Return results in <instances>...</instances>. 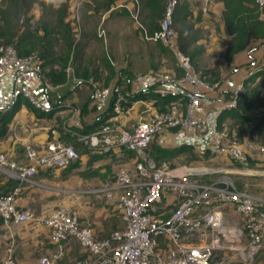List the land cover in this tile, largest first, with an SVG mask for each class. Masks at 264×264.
<instances>
[{
    "label": "built area",
    "instance_id": "built-area-1",
    "mask_svg": "<svg viewBox=\"0 0 264 264\" xmlns=\"http://www.w3.org/2000/svg\"><path fill=\"white\" fill-rule=\"evenodd\" d=\"M180 1L166 0L162 19L153 32L139 26L145 39L160 40L170 48L178 59L182 74L148 70L132 79L129 91H121L118 86L113 91L107 86L94 87L92 105L98 113L110 107L108 116L87 132H76L63 124L64 130L74 133L92 152L127 150L133 153L131 163L120 161L115 165L112 179L88 190L97 196H111L114 192L120 213V224L116 228L98 236L92 227L80 223L77 208L62 201L42 215L18 205L22 185L34 184L39 168H65L81 158L75 144L64 141L56 128L50 129L51 137L41 147L30 141L24 143L27 161H15L0 148V174L17 181L8 192L0 193L3 224L9 231L14 224L35 223L47 229L51 241L57 245L54 252L40 256L35 264H61L71 239L84 247L89 257L67 264H231L229 250L246 259L264 246V194L236 185L227 173L231 169L169 168L166 159L157 160L151 154L156 133L178 128L194 135L192 145L199 152L208 149L214 155L244 163L252 153L264 156V144H242L225 130H220L216 123L210 128L209 143L206 145L202 140L207 122L198 114L201 94L214 90L218 82L202 79L190 58L177 46L173 14ZM255 2L259 7L264 6V0ZM119 6L125 5L120 3ZM138 14L139 9L134 8L132 15L136 20ZM104 32L100 29L99 34ZM42 62L36 52L19 54L13 44H0V76L11 72L20 81L15 98L22 93L35 106L47 111L50 105L41 102L31 87L36 84L44 89ZM148 80L182 87L181 91L157 87L153 92L161 97L183 92L187 102L182 104L179 96L160 108L151 97L131 99L129 95L142 90L140 85ZM45 84V88L51 87L48 82ZM240 90L241 85L234 90L226 108L236 106ZM137 105L138 117L130 120L126 116ZM72 120L77 124L76 116ZM217 172L221 174L210 177ZM226 211L241 217L240 226L227 222ZM15 263L10 245L0 258V264Z\"/></svg>",
    "mask_w": 264,
    "mask_h": 264
},
{
    "label": "rangeland",
    "instance_id": "rangeland-1",
    "mask_svg": "<svg viewBox=\"0 0 264 264\" xmlns=\"http://www.w3.org/2000/svg\"><path fill=\"white\" fill-rule=\"evenodd\" d=\"M39 1L40 0H35L30 9V11H34V14H32L30 11V14H28L30 15L31 26L37 30L42 31L41 33H43V21H49L50 25H54L57 16V8L65 4L67 14V12L69 11L68 6L70 4L69 0H47L44 6V4L39 3ZM124 1L125 2L122 1L121 3L125 5V8H127L126 4L127 2H129L130 10L128 9V14H121V18H118L117 23L108 21V23L110 24H106L105 21V23L103 22L102 24H100V18L93 17L86 19L83 26V20L81 18H73V21L75 22L73 24V27L77 26V28L73 29L74 40L78 45H81L83 42L87 43V47L84 48V64L89 71H92L91 73H89V78L79 79L81 80L79 82L83 83V85L93 83L91 86L92 90L94 87L107 86L113 91L116 85L117 75L121 71L123 80L126 78L127 74L131 76V79H134L137 75L154 69L160 70L164 73H172L176 75L177 73L181 74L178 59L170 50V48L160 40L153 41L145 39L141 32L142 29L139 26V24H141L149 32V29L151 27L158 24L162 19L166 1L163 6L162 12L151 10L152 13L149 17V24L144 21V16L148 12V10L146 9L142 12L143 16L141 14L143 4L142 0ZM186 1H188V9L191 12L187 17H183L181 21H173V28L177 31V35L178 29L184 30L188 28V31H191L190 33L194 34V36H197V40L193 44V47H198L199 49H201V52L197 55V59L195 62L198 69H195L196 72L199 75L204 72L207 75L208 79L213 78L212 76H215L216 72H218V75H220L222 70L223 72H227L231 68L232 64L230 63V61H227L225 57V51L223 48H221L223 37L217 33V30L214 32V30L216 29V25L218 24V18L211 9V6L216 2V0ZM53 2L57 4L55 7L53 6ZM3 6L4 0H0V8H2ZM51 8L53 11L51 10ZM99 8H104L103 3L101 5V2H97L96 10H98ZM134 8L139 9L137 20L132 15V11H134ZM73 9L76 10V12L78 11L77 6ZM41 13L42 16H39ZM198 17H202L200 21H198ZM23 19L24 17H22L20 22H22ZM109 20L112 19L109 18ZM69 22L71 21L69 20ZM98 27H105L107 34H102L101 37H99L97 33ZM80 28L81 30H79ZM120 29H123L124 32L118 33ZM159 41L162 43V46L164 48H161L157 44V42ZM108 63L114 68L113 75H110V71L107 67ZM73 64L74 61H71V63L69 64L71 68H69L67 71V78L68 81L70 80V82L72 81L73 77ZM259 68H254V70L252 69V71H257ZM124 86V82H122L121 85H118L119 88H123ZM255 101H258L259 103L257 105L258 111H255V113H261L262 110V112H264V94L261 95V98L259 97ZM75 112V110H70L65 114V116L61 114L64 119L60 122L56 120H50L48 122V130L44 142L50 139L51 128H56L58 130V128L62 127L64 123L69 124L71 121H73L72 119H74L75 117ZM162 132L163 130L156 133V135L153 137L152 144L156 137ZM263 134L264 132L262 130H259L255 134L257 136L253 139H250V141H245L244 139L239 138L237 139L242 144H245L247 142H251L253 144H264ZM152 144L151 153L153 151ZM78 151L81 155L84 154L83 149L79 148ZM252 160L253 159H251L250 157H247L248 162L244 163L236 161L230 157L215 156L210 152L202 153V155H197L191 148V150H187L182 154H176L172 157L167 158L166 165L169 168L203 166L206 167L208 171H211V169L216 167H225L227 169H231L230 172L228 171L227 173L228 176H230V179H232L236 185L248 188L256 194H264V158H257V160L254 159L253 161ZM118 163L119 162L113 160L111 164L112 174L115 165ZM125 163L129 162L125 161ZM92 169L93 166L88 164V160H86V162H82L79 159L77 169H75L74 173L70 175V178L65 181L59 179L57 181L47 179L39 181L38 179V181L42 183V186L40 187L41 190L39 189L37 191L45 193L42 194V196L48 199V206L39 209V211L34 209L35 213L37 212L38 215H42L52 207H54L59 200L65 199L68 201V199L73 197L70 190L75 189V187L84 189L91 188L100 184L101 180L98 179L97 176H89L85 173L86 171ZM61 174H63L62 171ZM219 174L221 173L217 172L214 174H210V177H217ZM79 196V199H81V203L85 207L92 205L100 207L104 204L110 205V213L113 217H117V221H103L107 234L109 233V231L116 228L120 224V213L116 207L115 198L109 199L110 195L101 198V196L98 197L97 195H94V193L79 194ZM226 219L228 220L227 222L231 225L240 226L241 224V217L231 211H226ZM80 223L82 225H87L90 227L92 226L91 222H89V224H86L83 221H80ZM0 234V255H2L4 249L6 250L8 246L12 245L13 254L16 259L15 264H35L40 256L52 253L57 249V245L54 244L49 237L48 230L32 222L14 224L9 231L8 229L6 231L0 229ZM229 255L232 258V263L230 262L231 264H264V246L259 248L251 258L248 257L246 259H241V257H239L237 253L231 250H229ZM86 257H89L88 251L74 239H71L69 241V244H67L66 246L65 255L61 258L60 263L67 264L72 260L82 259Z\"/></svg>",
    "mask_w": 264,
    "mask_h": 264
},
{
    "label": "crops",
    "instance_id": "crops-1",
    "mask_svg": "<svg viewBox=\"0 0 264 264\" xmlns=\"http://www.w3.org/2000/svg\"><path fill=\"white\" fill-rule=\"evenodd\" d=\"M103 2L105 0H102ZM97 0H69V11L67 12L65 16L66 21H71L70 24L72 26V29L77 28V26L73 27V24L75 23L73 21V18L82 19L83 20V26L86 19L89 18H100V24L103 22L106 24L108 21H113L114 23H117L118 18H121V14L124 15L125 13H129V2H127L125 8L124 6H119V4L124 0H116L115 3L111 4L108 8H97ZM166 0H162V5L164 6ZM142 11L141 14L143 16V11L148 10L146 15L144 16V21L149 24L150 23V15L152 7L150 6V0H142ZM57 4L53 2V6L55 7ZM78 8V11L74 10L73 8ZM80 6V7H78ZM82 7V10H81ZM224 8L223 0H216V2L211 6V9L215 13L216 17L218 18V24L216 25L217 33L220 34L222 38V44L221 48L224 49L226 47L227 40L229 38L228 34L225 31L224 22L222 19V10ZM150 11V12H149ZM32 14H34V11H30ZM30 14V13H29ZM35 16V15H34ZM42 16V13L39 15ZM261 17H264V12L261 14ZM111 18L112 20H109ZM202 17H198V21L201 20ZM72 19V20H71ZM100 29H104V34L106 35V28L104 27H98L97 33L98 36L101 37ZM81 30V28L79 29ZM213 30V29H212ZM40 31V30H39ZM42 31H40L41 33ZM123 29H120L118 33H123ZM74 43L76 44L77 42ZM86 42H83L81 46L83 47V53L80 59V63L75 62L74 58L70 59L69 64L71 61H74L73 64V77L72 81H68V78L65 82L60 83L56 87L52 88L50 87L49 90L44 91L43 88H41V85L31 84L32 91L34 95L41 100V102L48 104L51 100L50 95L53 96L52 98H60L61 103L63 106H61L60 109H57L53 112L51 116H37L34 112H32L25 104L21 103L18 107V109L13 114L12 118L10 119L8 123V131L4 137H0V148L4 150L8 156L19 162L27 161L25 157V151H24V143L26 141L32 142L34 145L41 147L43 143H45V137L48 130V122L50 120H56V121H63L65 114L69 112L70 110H75V116L77 124H74L73 121H71L68 125L71 127V130L80 131V129L84 128L86 124L93 122L95 119V116L97 115L98 111H96L93 107V100H92V84H85L79 83V79L76 77V70L78 72H81L85 67L84 61H85V52L84 48L87 47ZM232 64L231 68L227 72L221 71L219 75L218 85L215 87L212 91H205L201 94V101L198 105V114L203 117L206 122L207 126L205 130L202 132V140L207 145L209 143L210 139V128L214 123H216L218 115L226 109L225 104L232 98V94L234 90L241 85V90H247L248 93L256 92L257 96L254 98L253 105L251 107L252 113L255 117H261L263 116L264 112L261 111L258 113H255V111H258V101L259 97L261 98V95L264 94V70H260L262 72L257 73V71H252L254 68H263L264 69V40H255L249 43L248 47L238 53H236L232 60L230 61ZM79 66V67H78ZM71 68V66H69ZM68 71V70H67ZM257 73V74H256ZM123 76V75H122ZM76 81H74V80ZM249 79V80H248ZM247 80V82H246ZM18 83L20 81L15 77L14 74L7 73L2 76H0V111H5L7 108L11 105V103L15 100L14 93H17L18 90ZM246 83V84H245ZM167 87V88H177L173 85H170L168 83H157L154 80H148L147 82H144L140 85V88L143 89H155L157 87ZM178 90H182V87L179 86L177 88ZM262 91V93H261ZM55 95V96H54ZM138 105L134 106L128 115L126 116L130 120H136L138 117ZM63 116H62V115ZM68 117V116H67ZM222 126L223 130L228 129L229 126L235 125L234 119L227 116L222 120ZM252 123V121H248L246 126H249ZM50 126V125H49ZM59 127V126H58ZM259 130H262L264 132V128L260 126L259 128L255 129L254 131V137ZM59 136L62 137L63 134L66 132L68 134H71L72 132L68 130H64L63 126L58 128ZM71 132V133H70ZM264 136V134H263ZM194 135L190 131H185L178 128H167L164 129L161 134H159L156 139L154 140L153 144L160 145L162 147H173V146H179L182 144L189 145L190 148L197 154L206 153L197 151L193 145ZM245 141H250L249 138L245 135L244 138ZM70 142V141H69ZM74 143V141H72ZM75 143H78V145H81L84 147L87 151H83V155H81L80 160L82 162H86L88 160V164L93 166L92 170H88L85 173L89 176H97L98 179L101 180L100 184L103 183L106 180L112 179V171L111 168L109 170H106V165L110 163L111 157H98V158H92V154L94 152L90 151L83 143L75 139ZM90 151V152H89ZM120 151V150H119ZM122 151V150H121ZM187 151V150H186ZM186 151L180 152L179 154H182ZM207 152H210L209 150ZM211 153V152H210ZM95 154H98L95 153ZM251 158H254L257 160V158H264V156L259 157V153H252L250 154ZM220 157H227L223 155H215ZM78 161V160H77ZM129 163H131V157H129L127 160H125ZM76 162V161H75ZM128 163V164H129ZM65 168H58V169H52L51 171H48L47 168H39L37 171V174L35 176L34 184H23L20 190V193L17 197V203L21 208L32 210L34 213V209L39 211L41 208H45V206H48V199L41 193V191H37L42 186L39 181L40 180H54L57 181L62 180L65 181L70 178V175L74 173V170L77 169L76 167L70 168L69 170H66ZM66 170V171H65ZM61 171L63 174H61ZM1 175V174H0ZM64 175V176H63ZM7 179L5 175H1L0 177V187L3 185H6L3 180ZM39 179V181H38ZM98 184V185H100ZM97 185V186H98ZM95 187V186H93ZM91 188H76L71 189V194L73 197L70 199L65 200L61 199L58 202H64L70 207H75L78 209L79 212V218L80 221H83L86 224H89L91 222L92 228L94 229L96 235L98 236H104L107 234L106 229L104 227V222L106 221H117V217H113L110 213L111 207L108 204H104L100 207H97L96 205L92 206H84L81 203V199L79 194H85L89 193L92 194V192H88ZM1 190V189H0ZM41 190V189H40ZM114 195V192H112ZM95 195V194H94ZM111 195L109 199H113L114 196ZM105 195L101 196L104 197ZM99 197V196H98ZM57 202V203H58ZM56 203V204H57ZM55 204V205H56ZM110 207V208H109ZM37 214V212H36ZM104 221V222H103ZM0 229L7 230L5 225L3 224V220L0 217ZM1 236V234H0ZM5 253V249L0 255L2 257Z\"/></svg>",
    "mask_w": 264,
    "mask_h": 264
},
{
    "label": "trees",
    "instance_id": "trees-1",
    "mask_svg": "<svg viewBox=\"0 0 264 264\" xmlns=\"http://www.w3.org/2000/svg\"><path fill=\"white\" fill-rule=\"evenodd\" d=\"M34 1L35 0H4V6L0 8V44H13L19 54L36 52L43 60L42 74L44 78V91H48L49 88H45L46 82L54 88L67 80L69 61L74 58L75 62L80 63L83 47L74 43L72 26L69 21L65 20V4L57 8V16L54 25H50L49 21H43V33H40L39 30L33 28L30 24V15L28 13ZM46 1L47 0H40L39 3H42L45 6ZM115 1L116 0H105L103 6L108 8L111 4L115 3ZM161 2L162 0H150L149 4L153 10L162 12L163 5ZM223 4L222 19L225 31L229 36L225 47V57L229 62L236 53L246 49L250 42L264 40V17H261L260 15L264 12V7L259 8L255 0H223ZM188 5V1L186 0H182L176 5L173 14V21H181L183 17H187L190 14L191 11L188 9ZM22 17H24V19L20 22ZM157 27L158 24L154 25L149 29V32H153ZM190 32L191 31H188V28L184 30L178 29L177 46L190 58L193 67L197 69L195 62L201 49L193 47V44L197 40V36H194V34ZM157 44L161 48H164L160 41L157 42ZM107 67L110 71V75H113L114 68L112 65L108 63ZM260 70L264 69L259 68L257 73L262 72ZM91 72L92 71H89L87 68H84L81 72L76 70V77L81 79L89 78V73ZM181 74L177 73V75ZM129 76L130 75L127 74L126 78L123 80L122 71L118 73L115 87L124 82L125 86L120 88V90L129 91L132 81L131 76ZM200 76L202 79L210 83H214L219 79L218 72H216V75L212 76L213 78L210 79L207 78V75L204 72H202ZM114 94H116V91H114ZM129 96L131 99L151 97L156 99L155 104L160 108H164L166 103L172 99H177L179 96L182 97V104L187 102V95L183 92L177 94L169 93L161 97L158 93L153 92L152 88L149 89V91L142 89ZM255 96H257L255 91L252 93H248L247 90L239 92L236 106L226 108L218 115L216 120L217 127L220 130H223L224 128L221 122L225 117L229 116L234 119L235 123V125L229 126L228 129H225L230 137L244 139L246 135L247 138L253 139L255 129L260 126L264 128V114L261 117H255L251 110L254 98H256ZM52 97L53 96L50 95L49 99L51 101L48 103L50 109L44 111L35 106L22 93H18L7 110L0 111V137L6 135L8 131V123L21 103L25 104L37 116H51L55 110L60 109L61 106H63L60 98L53 99ZM109 110L110 107L102 113H97L93 122L86 124L84 128L80 129V131L87 132L94 129L105 117L108 116ZM248 121H252V123L249 126H246L245 124H247ZM61 138L64 141H74L76 148H81L83 151H87L84 147L75 143L76 135L74 133L68 134L66 132ZM152 149L153 151L151 154L157 160L167 159L180 152L191 150L190 146L186 144L168 148L152 144ZM95 153L97 152H94V154L91 155L93 159L106 156L111 157L110 163L106 165V170L111 168L113 160L117 162L125 161L133 155L132 152L127 150ZM248 157L251 158L250 155ZM251 159L254 160V158ZM77 164L78 161L76 160V162L74 161L67 166L66 170L76 167ZM47 169L48 171H51L54 168ZM3 182L6 185L0 187V193L8 192L17 184V181L12 179H5Z\"/></svg>",
    "mask_w": 264,
    "mask_h": 264
},
{
    "label": "bare ground",
    "instance_id": "bare-ground-1",
    "mask_svg": "<svg viewBox=\"0 0 264 264\" xmlns=\"http://www.w3.org/2000/svg\"><path fill=\"white\" fill-rule=\"evenodd\" d=\"M196 170H204L203 168H196Z\"/></svg>",
    "mask_w": 264,
    "mask_h": 264
}]
</instances>
